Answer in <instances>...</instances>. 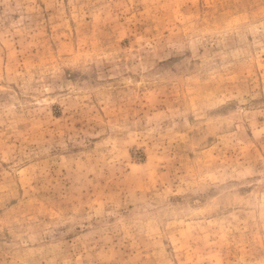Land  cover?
<instances>
[{"label": "rangeland", "instance_id": "1", "mask_svg": "<svg viewBox=\"0 0 264 264\" xmlns=\"http://www.w3.org/2000/svg\"><path fill=\"white\" fill-rule=\"evenodd\" d=\"M0 264H264V0H0Z\"/></svg>", "mask_w": 264, "mask_h": 264}]
</instances>
